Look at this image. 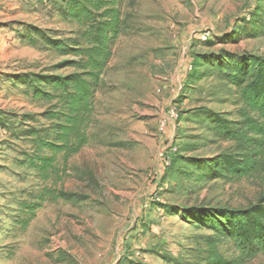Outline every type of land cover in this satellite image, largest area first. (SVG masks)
Listing matches in <instances>:
<instances>
[{
    "label": "rangeland",
    "instance_id": "obj_1",
    "mask_svg": "<svg viewBox=\"0 0 264 264\" xmlns=\"http://www.w3.org/2000/svg\"><path fill=\"white\" fill-rule=\"evenodd\" d=\"M260 7L264 0H124L90 141L66 163L59 155L43 180L22 129L48 124V105L26 97L19 77L76 69L18 33L40 27L67 39L79 25L32 1L0 0V264H207L195 249L214 232L194 215L250 208L264 179H199L191 165L229 146L199 130L194 114L220 109L197 103L217 85L206 67L264 58V36L236 34ZM247 264H264V254Z\"/></svg>",
    "mask_w": 264,
    "mask_h": 264
},
{
    "label": "trees",
    "instance_id": "obj_2",
    "mask_svg": "<svg viewBox=\"0 0 264 264\" xmlns=\"http://www.w3.org/2000/svg\"><path fill=\"white\" fill-rule=\"evenodd\" d=\"M28 1L41 11L46 10L52 18L79 25V30L67 39L40 27H28L25 35L18 33V38L33 47L71 57L60 67L76 69L65 75L29 73L19 77L25 85L26 97L48 105L41 115L48 124L26 127L22 133L34 148L29 156L31 168L43 180H49L58 170L59 155L66 163L90 141L95 98L106 87L104 75L114 46L125 30L124 0ZM242 22L243 27L236 34L263 37L264 7ZM222 60L206 67L217 85L205 100L197 101L220 109L201 105L194 119L199 130L209 132L214 142L228 143L229 147L217 161L199 159L191 166L200 173L199 179L236 180L252 176L264 179V58L242 56L236 63ZM193 218L214 232L202 236L195 249L207 264H247L264 254V195L245 210L201 212ZM222 237L230 244L231 255L222 251L219 243Z\"/></svg>",
    "mask_w": 264,
    "mask_h": 264
}]
</instances>
